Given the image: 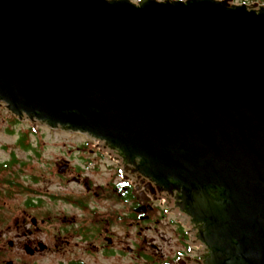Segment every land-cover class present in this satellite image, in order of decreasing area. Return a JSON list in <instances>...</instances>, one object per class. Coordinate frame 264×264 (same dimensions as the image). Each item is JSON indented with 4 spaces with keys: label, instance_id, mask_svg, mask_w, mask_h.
<instances>
[{
    "label": "water",
    "instance_id": "water-1",
    "mask_svg": "<svg viewBox=\"0 0 264 264\" xmlns=\"http://www.w3.org/2000/svg\"><path fill=\"white\" fill-rule=\"evenodd\" d=\"M231 2L0 0V101L198 187L214 263L264 264V6Z\"/></svg>",
    "mask_w": 264,
    "mask_h": 264
},
{
    "label": "flooded vegetation",
    "instance_id": "flooded-vegetation-1",
    "mask_svg": "<svg viewBox=\"0 0 264 264\" xmlns=\"http://www.w3.org/2000/svg\"><path fill=\"white\" fill-rule=\"evenodd\" d=\"M106 147L82 150L85 154L77 156L75 166H57V175L62 174L59 177H69L68 182L86 192L70 200L79 212L62 216L47 238L41 229L39 233L33 231L36 218L29 226L24 217L15 241L9 243L14 249L13 257L0 264H215L216 252L204 242L207 223L195 218L197 214L191 211L192 200L200 189L171 180L158 185L142 176L140 159L130 160L118 149ZM88 153L107 158L111 174L104 185L94 184L82 175L83 170L94 168ZM204 190L212 198H221L222 191L216 187ZM93 200L105 206H94ZM41 204L26 202L25 206L32 209ZM45 214L49 218V213ZM48 254L59 259L33 260Z\"/></svg>",
    "mask_w": 264,
    "mask_h": 264
},
{
    "label": "rangeland",
    "instance_id": "rangeland-1",
    "mask_svg": "<svg viewBox=\"0 0 264 264\" xmlns=\"http://www.w3.org/2000/svg\"><path fill=\"white\" fill-rule=\"evenodd\" d=\"M129 1L136 4L139 0ZM234 3L264 5V0H234ZM2 105L0 101V261L13 257L14 249L9 243L15 241V233L21 229L24 217L29 226H33L31 219L36 218L33 231L39 233V228L46 232L43 235L47 238L61 223L62 216L79 212L70 200L81 198L79 196L85 190L74 182H68L69 177H59L62 174L57 175V166L64 163L62 167L68 164L75 166L77 156L85 154L82 150L98 149L95 142L78 133L52 130L43 125L34 129L27 120L16 119ZM90 158L94 160L91 166L94 168L83 170L82 175L94 184L104 185L111 174L106 166L107 158ZM98 194L102 196L101 191ZM28 200L38 204L42 202L41 207L27 208L25 203ZM93 205L105 206L104 203L96 204L94 200ZM46 212L49 218L45 217ZM58 259L59 256L48 254L33 260L49 262Z\"/></svg>",
    "mask_w": 264,
    "mask_h": 264
}]
</instances>
